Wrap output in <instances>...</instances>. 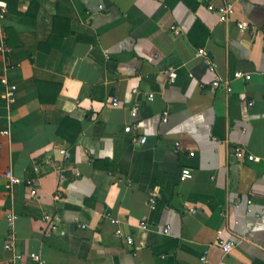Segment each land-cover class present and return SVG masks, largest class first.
<instances>
[{
    "label": "crops",
    "instance_id": "obj_1",
    "mask_svg": "<svg viewBox=\"0 0 264 264\" xmlns=\"http://www.w3.org/2000/svg\"><path fill=\"white\" fill-rule=\"evenodd\" d=\"M0 2V81L18 86L9 114L0 99L1 264L10 214L18 264H264V0ZM226 3L222 23L208 6ZM7 170L24 183L7 188ZM45 214L59 216L51 236Z\"/></svg>",
    "mask_w": 264,
    "mask_h": 264
},
{
    "label": "built area",
    "instance_id": "obj_2",
    "mask_svg": "<svg viewBox=\"0 0 264 264\" xmlns=\"http://www.w3.org/2000/svg\"><path fill=\"white\" fill-rule=\"evenodd\" d=\"M208 10L210 12H213L215 14L218 15V19L220 22L222 23H226L228 21L231 20V18L233 17L234 13H235V7L233 3H226V4H222V5H213L210 4L208 6ZM7 13V9H6V5L0 2V16L3 17L5 14ZM238 28L240 31H246L249 28L248 23L246 22H240L238 23ZM172 30L174 32L175 35H180L181 34V30L178 27H172ZM0 50L7 54L9 52V47L6 44V41H3L1 46H0ZM196 58L201 59L204 61V63L207 64L208 69L211 73H217V67L215 62H213L208 54V51L204 48H200L197 49L196 51ZM169 77H170V82L173 83L175 81L176 78V73L174 71L168 73ZM235 79H245V80H250L251 76L247 75L243 72H236L235 73ZM1 85L4 87V92L0 93V99L3 100L5 102V106H6V111L9 114L11 112L12 107L16 104L17 99H18V86L11 82L9 80V78L4 77L1 79ZM226 88L228 91H231L230 87L227 85L226 82H224L219 76H216L213 83H212V89H217V88ZM134 94H137V90L134 91ZM154 95H149V99H153ZM113 105L115 107L119 106V101L117 99L113 100ZM251 105V104H250ZM140 110V106L138 104L134 105L131 110H130V116L132 118L137 117L138 113ZM168 112H165V117L163 119V122H167L168 121ZM2 118L1 114H0V119ZM132 131V127L131 126H127L125 128V132L129 133ZM3 135H9L10 131L9 129L2 131ZM147 141L146 137H141L138 139H135L134 142L136 144L139 145H143L145 144ZM177 146H179V143L176 144ZM62 154L67 155L66 151H62ZM194 153H191V156H193ZM235 157L237 159H244L247 158L249 161H260V158L255 157L253 154L247 153L245 151V149H243L242 147H236L235 149ZM37 172L40 171L39 168L35 169ZM192 171L190 169H184L182 171L181 174V181H186L188 179L192 178ZM5 179L8 181V185L7 188H12L15 185H20L22 183H24V180H22L21 178L17 177L12 170H7L4 174ZM29 188H30V195L33 197L37 196V189L34 187V181L33 180H28L26 183ZM151 207L153 209L156 208V199L154 196L150 197L149 199ZM110 219V222L117 226V228L115 229V236L117 238L120 239H124L126 241V243L128 245H132L134 243V237L132 235H126L123 231V229H121L119 227V221L115 218H113L111 215L107 216ZM260 217V214L257 215V218ZM19 219V216L16 214H10L7 217V221H8V225H9V229H10V234L8 235V239L4 244V250L7 252H11L12 253V257H10L8 260H6L5 262H3L4 264H18L21 261L24 260L25 255L21 252L18 251L17 247L15 246V232H14V224L15 222ZM42 219L46 222H48L50 224L51 227V231L49 232L48 236H51L52 232L57 230V226H58V222H59V216L58 215H51V214H45ZM82 228H85V225L81 226ZM141 227L145 228V221H143L141 223ZM220 234V233H219ZM233 244L232 243H226L223 245V250L225 251V253H229L232 249H233ZM28 258L34 262V263H38L40 262V257L38 256V254L36 252H31L28 254ZM202 262H206L207 259L206 257H203L201 259ZM2 262H0L1 264Z\"/></svg>",
    "mask_w": 264,
    "mask_h": 264
},
{
    "label": "trees",
    "instance_id": "obj_3",
    "mask_svg": "<svg viewBox=\"0 0 264 264\" xmlns=\"http://www.w3.org/2000/svg\"><path fill=\"white\" fill-rule=\"evenodd\" d=\"M7 44V43H6Z\"/></svg>",
    "mask_w": 264,
    "mask_h": 264
}]
</instances>
